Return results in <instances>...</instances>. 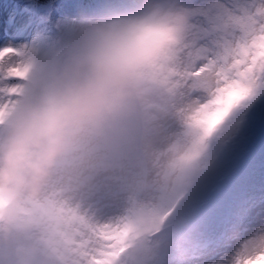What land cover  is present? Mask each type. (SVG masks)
<instances>
[{
  "label": "snow or ice",
  "instance_id": "1",
  "mask_svg": "<svg viewBox=\"0 0 264 264\" xmlns=\"http://www.w3.org/2000/svg\"><path fill=\"white\" fill-rule=\"evenodd\" d=\"M172 2L186 19L150 68L144 88L153 103L134 105L94 132L58 172L57 203L71 218L78 252L71 264H264V221L235 233L228 254L219 250L226 234L181 206L209 137L264 92V0ZM138 6L100 0L103 15L67 27L44 56L79 25ZM37 55L36 46L0 47V124L20 104ZM220 111L209 129L205 118Z\"/></svg>",
  "mask_w": 264,
  "mask_h": 264
},
{
  "label": "clouds",
  "instance_id": "2",
  "mask_svg": "<svg viewBox=\"0 0 264 264\" xmlns=\"http://www.w3.org/2000/svg\"><path fill=\"white\" fill-rule=\"evenodd\" d=\"M185 19L172 0H139L137 8L79 25L42 58L20 104L0 124L4 227L17 222L66 156L124 113L143 73L176 41ZM223 115L204 122L211 129Z\"/></svg>",
  "mask_w": 264,
  "mask_h": 264
},
{
  "label": "rangeland",
  "instance_id": "3",
  "mask_svg": "<svg viewBox=\"0 0 264 264\" xmlns=\"http://www.w3.org/2000/svg\"><path fill=\"white\" fill-rule=\"evenodd\" d=\"M100 15H103L100 0H66L56 4L51 10L40 7L38 0H0V19L3 20V26L5 22L16 26L11 32L3 26L0 27V47L12 42L19 46V43H23L21 39L24 37L25 45L37 47L39 62L44 56L46 46L57 40L67 27ZM149 71L150 68L143 73L138 85L139 92L132 99L138 105L153 103V97L148 95L144 88ZM263 100L264 92L249 100L250 108ZM130 108L129 103L124 112ZM233 114L234 111L217 129L223 127ZM180 130L179 127L174 129L176 132ZM218 130L212 139L207 140L206 150L197 162L191 183L185 191L190 193L189 196L191 194L195 196L201 190L202 175L226 167L225 161L216 150L215 138ZM239 132L245 140L243 146L248 147V140L254 135L253 132L244 129H240ZM186 143L187 141L185 144L174 146L175 151L181 150ZM75 150L62 160L40 192L28 201L17 222L9 227L13 231L9 234V239L13 241L14 250L11 256L13 262L71 264V261L76 259L78 252L69 239L71 218L57 203L61 187L57 183L58 172ZM202 207L203 205L200 206ZM195 217L207 220L213 231L226 234L219 243V250L228 254L237 244L233 238L235 233L247 234V231H251L264 221V141L256 147L244 168L219 193L215 204L206 215L202 216L199 213ZM29 222L35 227L29 234L30 238L22 242V230ZM0 224L5 228L2 222Z\"/></svg>",
  "mask_w": 264,
  "mask_h": 264
},
{
  "label": "trees",
  "instance_id": "4",
  "mask_svg": "<svg viewBox=\"0 0 264 264\" xmlns=\"http://www.w3.org/2000/svg\"><path fill=\"white\" fill-rule=\"evenodd\" d=\"M58 0H42V4L50 8ZM239 121L243 120L240 116L237 117ZM230 141L228 140L227 136H224L222 143H220V148L225 152H230L231 145L229 144ZM228 149V150H227ZM33 229L32 225H27L25 230L23 231L22 242H25V238L28 237L29 232ZM13 233V231L9 228H3L0 226V264H13L12 263V251L13 248V241L9 239V234Z\"/></svg>",
  "mask_w": 264,
  "mask_h": 264
},
{
  "label": "bare ground",
  "instance_id": "5",
  "mask_svg": "<svg viewBox=\"0 0 264 264\" xmlns=\"http://www.w3.org/2000/svg\"><path fill=\"white\" fill-rule=\"evenodd\" d=\"M21 23H22V21H21ZM3 26V20L2 19H0V27H2ZM3 28H5V29H7L9 32H11L12 31V28H16V26H11V25H9V24H7L6 22L4 23V26H3ZM25 32H27V30L25 31ZM22 35V34H21ZM21 40H23L22 42L23 43H19V46L20 45H25V41H24V37H22V39ZM12 46H16L17 44L16 43H13L12 42V44H11Z\"/></svg>",
  "mask_w": 264,
  "mask_h": 264
}]
</instances>
